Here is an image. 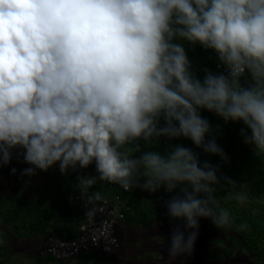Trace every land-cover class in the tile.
Listing matches in <instances>:
<instances>
[{
	"label": "clouds",
	"instance_id": "obj_1",
	"mask_svg": "<svg viewBox=\"0 0 264 264\" xmlns=\"http://www.w3.org/2000/svg\"><path fill=\"white\" fill-rule=\"evenodd\" d=\"M185 45L213 52L221 70L198 76ZM202 111L242 124L264 159V0H0V166L14 153L27 177L94 165L76 177L88 201L101 199L98 181L163 189L167 216L183 223L169 234V264L191 255L201 218L234 227L219 190L240 207L253 200L194 150L229 160ZM181 138L193 147L159 150Z\"/></svg>",
	"mask_w": 264,
	"mask_h": 264
},
{
	"label": "trees",
	"instance_id": "obj_2",
	"mask_svg": "<svg viewBox=\"0 0 264 264\" xmlns=\"http://www.w3.org/2000/svg\"><path fill=\"white\" fill-rule=\"evenodd\" d=\"M188 58L193 62V70L202 78L203 69L215 71L217 63L215 54L210 50H204L199 45L189 47L185 45ZM202 115L209 119L215 127L220 126V134L217 143L220 144L229 160L227 163L220 162V158L215 155L203 153L199 149L201 160H208L213 164H220L221 172L228 176H240L245 182L247 190L251 197L257 201L264 199V159L256 158L249 145L242 142L239 135L240 123L225 124L219 117L212 113L202 111ZM180 143L188 147H193L187 139L165 141L161 139L159 150L167 149L168 144ZM143 146V142H141ZM147 150V149H143ZM4 166H0L3 168ZM73 174L76 179L77 174L95 175L94 165L87 169L68 172ZM23 175H15L14 183L10 186V192L6 195H0V225L7 227L8 231H0V257H5L11 253L9 234L13 236H22L25 234L47 237L56 235L59 238L68 239L75 237L78 232V222L81 218V209L78 200L75 198L77 190L75 189L69 197L30 199L21 192V181ZM94 190L99 191L102 196L113 197L118 195L119 201L128 205L124 212L123 222L130 226H147L155 221L163 223L172 222L167 216L165 201L168 199V193L163 189L150 193L140 188L131 191H124L118 185L98 181ZM253 206L241 207L238 210L231 208L234 227L231 229L216 228L210 220L204 219L200 223L203 230H223L229 232L228 243L236 251L245 255L249 254V264H264V205L256 203L254 207L259 211L253 215L251 208ZM182 223V221H176ZM241 223H247L248 229L245 231L238 230L236 227ZM183 224V223H182ZM214 242V240H210ZM168 244V240H165ZM228 245V244H227ZM230 249H213V259L221 262L229 256ZM211 255V252H209ZM206 256L205 251H195L185 258H200ZM81 260L91 262V264H119L117 261L109 263L104 261L96 251L88 250L77 255ZM43 260L50 263L52 257L43 255Z\"/></svg>",
	"mask_w": 264,
	"mask_h": 264
},
{
	"label": "rangeland",
	"instance_id": "obj_3",
	"mask_svg": "<svg viewBox=\"0 0 264 264\" xmlns=\"http://www.w3.org/2000/svg\"><path fill=\"white\" fill-rule=\"evenodd\" d=\"M28 166L23 162L22 155L18 156L14 153L11 163L8 166L0 168V195H6L10 192V186L14 183L15 175H21V170ZM12 167L17 169L15 174L10 173V168ZM72 175L71 173L62 175L58 167H52L47 171L37 170L35 175L23 177L21 192L30 199L67 198L75 190L77 182ZM230 178L236 180L238 183L244 182L237 175ZM218 195L222 197L221 202L225 207L233 210L241 208L235 201L223 199V190H219ZM256 203L257 200L253 198L252 203L248 206L254 207ZM203 220L204 218H201L200 223ZM176 224L183 227L182 223L176 221L169 223L155 221L143 227L119 224L117 229L118 246L108 255L100 257L109 263L117 261L119 264H169L165 240H168L169 234ZM1 230L8 231V228L0 225ZM229 235V232L223 230H203L199 226V235L192 252L205 251L206 256L202 259L181 257L174 264H249V254L245 255L230 247L228 243ZM47 237L31 234L22 236L9 234L8 239L11 253L5 257H0V264H50L43 260V255L40 254V250ZM211 239L214 242L210 241ZM224 247L230 249V251L229 256L225 257L223 261L216 262L211 258L209 259V257L214 256L213 249L220 250ZM209 252H211V255H209ZM66 264H91V262L81 260L75 256L70 258Z\"/></svg>",
	"mask_w": 264,
	"mask_h": 264
},
{
	"label": "built area",
	"instance_id": "obj_4",
	"mask_svg": "<svg viewBox=\"0 0 264 264\" xmlns=\"http://www.w3.org/2000/svg\"><path fill=\"white\" fill-rule=\"evenodd\" d=\"M217 63L215 71H220ZM75 198L82 213L78 222L79 232L68 239L56 235L46 238L40 254L50 255V264H66L70 258L88 250L96 251L99 256L108 255L118 246L117 229L119 224H124L128 205L119 201L118 195L88 201L77 191Z\"/></svg>",
	"mask_w": 264,
	"mask_h": 264
}]
</instances>
